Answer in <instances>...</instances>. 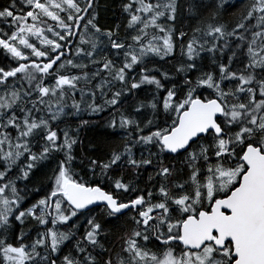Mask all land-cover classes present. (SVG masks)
<instances>
[{"label": "snow or ice", "instance_id": "obj_1", "mask_svg": "<svg viewBox=\"0 0 264 264\" xmlns=\"http://www.w3.org/2000/svg\"><path fill=\"white\" fill-rule=\"evenodd\" d=\"M98 7L0 6V264H264V0H122L123 36Z\"/></svg>", "mask_w": 264, "mask_h": 264}, {"label": "trees", "instance_id": "obj_2", "mask_svg": "<svg viewBox=\"0 0 264 264\" xmlns=\"http://www.w3.org/2000/svg\"><path fill=\"white\" fill-rule=\"evenodd\" d=\"M208 2V0H205ZM230 3H236V0H229ZM7 3V0H0V6ZM98 21L99 24L105 28H113L115 29L116 25H120V33L121 36L124 35L125 31V13L122 11V0H98ZM239 16V10L234 12H224L223 19L225 21H232L236 17ZM198 21L189 16L185 13L180 20L178 21L176 27L183 28L185 31H189L197 25ZM179 52L177 50V56ZM175 63V61H173ZM173 63L164 64L160 62V66L165 70L172 71L173 70ZM179 79V78H178ZM142 96L148 95L146 92L141 93ZM103 119L100 117H88L85 116L87 119H92L94 122L91 125H87L81 127L79 129V139L82 142L80 145L77 146L76 155L78 157V164L79 167L77 171L83 169L84 171L87 170L88 161L91 158H95L97 156L108 154L110 151L120 146L121 144V137L112 134V130L106 128L107 121L111 118L107 112L102 114ZM61 127H71L73 130L79 127L78 121H69L67 124H62ZM82 161V163H81ZM145 173V178H146ZM125 178H127V174H125ZM139 183L143 184V178ZM31 195H38L36 193H32ZM27 203V201H25ZM15 227L17 230L23 228L24 231H29L31 229L32 232H35V226L32 223L26 222L24 225H20L19 222H16ZM107 229L106 237H101V240L104 241L105 239L108 242H111L116 247L120 244L119 233L114 230L113 225H105Z\"/></svg>", "mask_w": 264, "mask_h": 264}]
</instances>
